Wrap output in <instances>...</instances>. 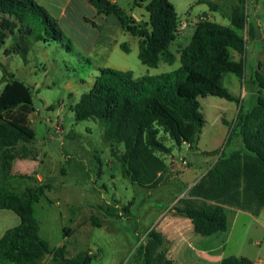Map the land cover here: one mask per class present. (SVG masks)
I'll use <instances>...</instances> for the list:
<instances>
[{"label": "trees", "instance_id": "16d2710c", "mask_svg": "<svg viewBox=\"0 0 264 264\" xmlns=\"http://www.w3.org/2000/svg\"><path fill=\"white\" fill-rule=\"evenodd\" d=\"M87 1L99 15L116 16L122 28L139 39L142 63L157 67L162 60L170 64L176 61L171 46L180 36L181 20L171 0L134 1L138 7L146 4V26L113 0ZM244 3L242 0L232 10L230 26L200 21L190 43L181 51L178 69L138 78L131 71L101 68L90 90L72 105L76 121L104 122L103 141L117 153L124 176L133 184L157 187L169 168L168 160L175 147L188 143L191 150L198 149L206 124L201 99L215 96L240 103L239 97L222 86V80L226 73L239 78L246 73L247 39L242 33L248 16ZM196 4L216 9L212 2L196 0ZM253 27L248 33L255 39ZM10 37L16 39L15 53L26 63L32 41H58L72 49V41L59 21L34 0H0V48ZM121 48L130 51L124 43ZM234 53L241 58L235 59ZM251 83L258 91L257 102L251 108L240 106L228 138L230 144L238 136L242 145L231 152L208 153L218 155L215 164L172 208L175 216L189 218L195 233L201 236L227 231L225 205L255 215L264 209V73L260 68L251 75ZM17 97L16 83H7L0 96V208L12 210L21 222L0 238V264H42L47 254L55 264H92L90 252L70 258L65 244L52 249L41 238L35 205L51 190L49 183L35 178L36 183L21 194L10 186L15 160L38 159L28 146L37 139L30 127V116L36 108L31 100ZM121 145L123 151L118 152ZM170 248L167 237L152 228L140 248L143 264H175L168 256ZM220 264L256 263L246 257L227 256Z\"/></svg>", "mask_w": 264, "mask_h": 264}, {"label": "rangeland", "instance_id": "374dc122", "mask_svg": "<svg viewBox=\"0 0 264 264\" xmlns=\"http://www.w3.org/2000/svg\"><path fill=\"white\" fill-rule=\"evenodd\" d=\"M134 1L117 0V3L134 20L148 25L146 4L138 7ZM204 1L212 2L216 9L196 4L195 0H171L181 20L180 36L171 46L176 55L173 64L162 60L157 67L145 65L139 59V39L126 32L116 16L93 20L91 9L77 4L70 9L69 21L63 22L68 24L64 31L72 41L71 50L58 41L46 44L32 41L26 63L13 49L15 38L3 43L0 96L7 83L13 82L17 98L31 100L36 108L30 116V127L37 139L28 146L38 156L39 173L45 177L50 173L47 182L51 190L35 205V215L40 224L39 234L52 249L65 244L70 258L90 252L92 264H143L140 248L155 218L163 212L175 216L172 208L189 192L183 180L192 179L193 170L201 173L207 169L208 160L218 159V155L208 153L231 152L242 145L238 136L230 144L228 138L240 106L251 108L257 102L258 91L251 83V75L259 68L264 73V0H244L248 16V25L242 33L247 39L244 78L226 73L222 80V86L239 97L240 103L215 96L201 99V112L206 120L199 145L202 154L197 157L182 148L183 158L189 162L187 167L178 169L173 165L175 161L171 164L169 159V168L157 187H142L126 178L117 153L103 141L104 122L76 121L71 110L80 96L90 90L101 68L131 71L138 78L178 69L181 51L190 43L196 25L212 20L230 26V14L242 0ZM251 26L257 33L255 39L248 33ZM96 33L98 36L91 44ZM123 43L129 52L121 48ZM234 57L241 58L238 53ZM227 105L233 109L224 113ZM117 151L122 152L123 146ZM173 154L180 156L178 147ZM32 160L30 157L15 161L12 173L16 174L10 186L19 194L36 183V177L30 174L37 167ZM197 162L200 167H196ZM261 222L264 224V217ZM245 231L239 227L227 247L228 253L242 251L254 257L255 252L261 251L264 257V227L252 223L249 228L252 241L240 247L237 240H242ZM42 264L55 263L49 256Z\"/></svg>", "mask_w": 264, "mask_h": 264}, {"label": "crops", "instance_id": "0c3cea01", "mask_svg": "<svg viewBox=\"0 0 264 264\" xmlns=\"http://www.w3.org/2000/svg\"><path fill=\"white\" fill-rule=\"evenodd\" d=\"M38 4L42 5L55 19H57L63 27V30L66 29L68 24L63 23L65 21H69L70 9L73 5L77 4V6L89 7L91 9L92 19L97 20L101 18L106 20L105 16L99 15L97 10L93 5H91L87 0H34ZM117 2V0H113ZM196 3V0H195ZM211 16V15H210ZM68 32L71 34L70 30ZM72 35V34H71ZM95 37L90 40L91 44H94L96 40ZM264 38V34H263ZM236 96V95H235ZM243 99V98H242ZM241 99V100H242ZM224 109V113L226 111L232 110V105H227ZM221 116V113L218 114ZM202 135V134H201ZM200 142L198 144L197 150H191L188 146L183 145L179 148V157L174 154L169 158L171 164L175 162H179L182 155V148H185V151L192 152L197 155V157L202 154L199 149ZM28 160V159H18ZM187 160V159H186ZM217 157H213L212 160H208L207 169L203 170L201 173L196 171H192L193 175L192 179H184L185 186L190 190L197 182L201 180V178L209 171V169L215 164ZM16 161V160H15ZM13 163V172L14 164ZM36 164L35 169H31V175L35 176L40 183H48L49 178H51L50 173H48L47 177L43 174L39 173L38 167L40 162L37 160H32ZM188 162V161H187ZM17 163V161H16ZM169 163V161H168ZM189 163V162H188ZM196 167H200L199 162H197ZM188 171V170H187ZM12 173V171H11ZM20 173L25 174V171H20ZM15 175L16 173H12ZM185 177V176H184ZM186 178V177H185ZM161 184V183H160ZM159 184V185H160ZM225 212L227 214L228 219V229L227 231H220L211 236H201L194 231L193 224L189 218L167 215L165 212L160 213L154 220L153 224L150 228H156L161 231L167 239L171 242V248L168 252L169 258H171L175 264H220L222 259L227 256H236V257H246L256 264H264V257L261 251L255 252L254 257H248L245 253H228L227 247L233 237L235 236L236 231L242 227L246 229V233L243 236L242 240H237L240 244V247L247 245V242L252 241V238L249 236V228L252 223H256L260 227H264V224L261 222V218L264 217V209L261 210L259 215H255L249 211L242 210L233 206L225 205ZM249 220V223H248ZM21 222L20 217L9 209H1L0 208V238L4 235V233L15 226H18ZM12 224V225H10Z\"/></svg>", "mask_w": 264, "mask_h": 264}, {"label": "built area", "instance_id": "2783aa9c", "mask_svg": "<svg viewBox=\"0 0 264 264\" xmlns=\"http://www.w3.org/2000/svg\"><path fill=\"white\" fill-rule=\"evenodd\" d=\"M173 165L178 169L179 168H185V167H187L188 162L183 157H181L180 161L174 162Z\"/></svg>", "mask_w": 264, "mask_h": 264}, {"label": "water", "instance_id": "95a60500", "mask_svg": "<svg viewBox=\"0 0 264 264\" xmlns=\"http://www.w3.org/2000/svg\"><path fill=\"white\" fill-rule=\"evenodd\" d=\"M50 256V254H47L45 257H44V259L42 260V263H45L46 262V260H47V258Z\"/></svg>", "mask_w": 264, "mask_h": 264}]
</instances>
